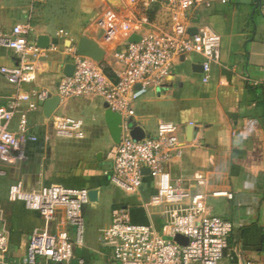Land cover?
<instances>
[{"label": "crops", "instance_id": "1", "mask_svg": "<svg viewBox=\"0 0 264 264\" xmlns=\"http://www.w3.org/2000/svg\"><path fill=\"white\" fill-rule=\"evenodd\" d=\"M109 11L115 14L121 32L110 40L101 24ZM182 12L188 14L181 19L187 27L199 30L210 26L221 35L220 59L212 64L211 77L204 82L199 54L177 58L170 76L135 101L132 120L147 135L156 133L161 120L176 123L183 148L181 155L165 163L172 182L193 194H204L207 214L233 223L231 244L239 246L246 259L262 263L264 0H139L136 5L130 0H0V26L6 31L17 25L28 26L29 40L35 44L41 35L50 37V47L41 48L35 80L23 84L20 91L47 89L53 97L58 95L66 66L72 63L69 48H77L82 38L94 40L103 48L102 62L116 77L124 69L116 54L121 44L133 34L172 32L175 14ZM124 29L132 31L130 37L124 35ZM17 62L14 51L0 45V68ZM16 93L17 86L0 72V106L7 105ZM60 98L53 116L66 114L82 119L85 136H57L53 116L45 115L44 104L32 108L22 102L38 141L26 145V160L0 163L4 172L0 174V227L10 236V257L20 259L33 230L45 228L46 223L23 201L10 199L13 183L22 181L29 190L56 182L97 190L98 199L83 209L90 227L88 244L75 247L72 264H79L82 257L89 264H108L107 255L100 250L99 237L100 229L112 221L114 206H126L134 220L151 223L157 229L166 220V209L150 203L155 191L151 177L145 179L137 194H127L112 183L109 172L115 142L105 120L104 99ZM18 122L19 116L12 124L14 129ZM64 214L62 208L58 209L57 219L49 229L73 232ZM221 264H237V259L227 257Z\"/></svg>", "mask_w": 264, "mask_h": 264}, {"label": "built area", "instance_id": "2", "mask_svg": "<svg viewBox=\"0 0 264 264\" xmlns=\"http://www.w3.org/2000/svg\"><path fill=\"white\" fill-rule=\"evenodd\" d=\"M138 1L130 0L134 5ZM187 15L186 12L175 14L172 32H148L138 42L121 44L116 54L124 69L116 77L109 74L104 62L78 54L74 46L69 48L75 70L72 75L61 77L58 95L62 98L98 96L122 115V139L111 151V181L123 192L137 194L145 179L151 177L155 191L150 203L166 209V220L162 228L157 229L151 223L134 220L126 206H114L112 221L100 229L99 237L100 245L107 251L108 264H221L227 257H235L237 264H261L246 259L244 251L231 244L235 231L233 223L207 214L204 194H193L172 182L165 163L181 155L183 148L176 123L161 120L156 133L141 140L131 135L135 101L170 76L177 58L199 54L204 82L211 77L212 64L220 59L221 35L210 26L200 28L195 34L189 33L190 28L182 22ZM114 18L115 14L109 11L101 22L109 40L121 34ZM28 32V26L17 25L11 31L0 26V45L12 49L18 58L16 64L0 68L7 80L17 86L16 95L7 105L0 106V163L26 160V145L38 141L22 102L37 108L51 97L47 89L20 91L23 84L35 80L43 50L29 40ZM122 32L126 37L132 33L130 29ZM17 116L19 122L14 129L12 124ZM52 123L59 137L81 139L85 136L84 122L80 118L56 114ZM145 169L149 174L144 173ZM0 174L4 172L0 170ZM197 181L203 183L200 176ZM90 190L62 182L29 190L22 181L13 183L9 189L10 199L23 201L28 209L39 212L46 226L33 230L27 251L20 259L10 257V236L0 227V264H72L75 247H84L86 243L83 209L91 201ZM60 208L73 232L49 229ZM177 235L184 236L188 242H178ZM79 264H89V261L82 257Z\"/></svg>", "mask_w": 264, "mask_h": 264}, {"label": "water", "instance_id": "3", "mask_svg": "<svg viewBox=\"0 0 264 264\" xmlns=\"http://www.w3.org/2000/svg\"><path fill=\"white\" fill-rule=\"evenodd\" d=\"M237 2H255L256 0H236ZM197 28L191 27L189 29V33L195 34L197 33ZM141 40V36L137 34H133L129 41L131 42H138ZM51 45L50 37L46 35H41L38 38L37 46L40 48H49ZM77 52L80 55L91 57L97 61H102L103 57L105 55V52L103 48L94 40H91L89 38H82L77 46ZM203 69V66H202ZM75 70V65L73 63L68 64L66 66L65 75L70 76L73 74ZM60 96H53L49 97L45 103V115L50 118L53 116L55 110L57 109L59 103H60ZM105 120L107 123V126L109 128V131L111 133V136L113 138V141L115 144H119L122 139L123 134V117L119 112H116L112 110L109 106V104L105 105ZM131 126V135L135 140H141L143 139L147 134L145 130L139 126L136 122L131 120L130 123ZM145 174H149V170H144ZM97 190H90L89 197L91 201H96L98 199L97 197ZM176 240L180 243H187L188 240L182 235H177Z\"/></svg>", "mask_w": 264, "mask_h": 264}, {"label": "rangeland", "instance_id": "4", "mask_svg": "<svg viewBox=\"0 0 264 264\" xmlns=\"http://www.w3.org/2000/svg\"><path fill=\"white\" fill-rule=\"evenodd\" d=\"M111 75H113V74H111ZM96 222L97 221H93V225L94 224H96ZM98 223H99V221H98ZM95 226V228L97 227L96 225H94ZM90 227H89V223H88V221H87V218L85 217V228H84V233H85V238H87V231H88V229H89ZM262 238H263V240H264V232H263V234H262ZM95 242H93V244H94ZM88 244V242L86 241V243H85V246ZM84 246V247H85ZM99 246H100V250L102 251V252H104L106 255H107V251L105 250V249H103V247L100 245V242H99ZM261 253H263L264 254V250H261ZM107 257H108V255H107ZM261 261H263V260H261ZM108 263H109V261H108ZM261 264H264V261L261 263Z\"/></svg>", "mask_w": 264, "mask_h": 264}, {"label": "trees", "instance_id": "5", "mask_svg": "<svg viewBox=\"0 0 264 264\" xmlns=\"http://www.w3.org/2000/svg\"><path fill=\"white\" fill-rule=\"evenodd\" d=\"M263 245H264V240H263Z\"/></svg>", "mask_w": 264, "mask_h": 264}]
</instances>
